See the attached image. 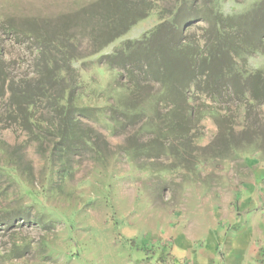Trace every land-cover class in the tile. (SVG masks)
I'll list each match as a JSON object with an SVG mask.
<instances>
[{
	"label": "rangeland",
	"instance_id": "rangeland-1",
	"mask_svg": "<svg viewBox=\"0 0 264 264\" xmlns=\"http://www.w3.org/2000/svg\"><path fill=\"white\" fill-rule=\"evenodd\" d=\"M98 1L0 0V59L6 62L7 86L14 81L16 94L22 92L38 78L40 58L34 40L21 26L12 28V21L56 22ZM261 1L217 0L216 8L238 16ZM154 2L149 16L126 34L98 54L71 62L60 88L31 108L33 134L16 120L14 92L0 98V217L12 211L23 215L0 225V264H192L198 258L178 260V251H204L220 257L217 264L239 250L264 264V104L198 97L194 156L182 167L171 158L134 160L126 150L133 130L118 107L126 82L121 84L122 72L101 58L170 19L174 0ZM77 23L70 33L85 50L92 42L91 26ZM205 26L193 30L196 39ZM242 64L247 72L264 74V50ZM61 88L68 90L64 98ZM70 92L79 136L90 142L75 154H62L53 136L52 106L65 104Z\"/></svg>",
	"mask_w": 264,
	"mask_h": 264
},
{
	"label": "trees",
	"instance_id": "trees-1",
	"mask_svg": "<svg viewBox=\"0 0 264 264\" xmlns=\"http://www.w3.org/2000/svg\"><path fill=\"white\" fill-rule=\"evenodd\" d=\"M216 1L174 0L169 20L140 40L124 41L114 53L101 58L104 64L122 72L121 84L126 82V93L118 107L133 130L126 150L134 160L171 158L176 167L187 164L194 156L193 106L198 97L212 101L229 99L241 105L264 104V74L247 72L242 67L248 57L264 50V0L252 11L238 16H225L216 8ZM154 7V0H99L56 22L25 20L20 25L12 21V28L21 26L23 34L35 42L40 55L38 78H31L23 85V91L16 94L14 81L7 86L6 62L0 59V98L14 92L16 120L20 119L24 129L33 134L35 118L31 108L50 99L49 94L57 86L60 88L61 76L71 69V62L84 54H98L147 18ZM77 22L91 26L92 42L85 50L70 33L72 28L79 27ZM202 23L206 24L204 35L196 39L193 30ZM32 83L37 87L32 88ZM59 92L64 98L68 90L61 88ZM52 108L53 136L58 139L60 153L75 154L88 148L90 141L79 136L75 125L74 94L70 92L65 104L55 103ZM113 120L122 124L118 117ZM3 146L0 143V150ZM137 166L143 170L150 168L141 163ZM21 219V211H12L0 217V225Z\"/></svg>",
	"mask_w": 264,
	"mask_h": 264
},
{
	"label": "crops",
	"instance_id": "crops-1",
	"mask_svg": "<svg viewBox=\"0 0 264 264\" xmlns=\"http://www.w3.org/2000/svg\"><path fill=\"white\" fill-rule=\"evenodd\" d=\"M195 254H197L198 258H196L195 261H192ZM234 255H236V260L233 262L231 258H233ZM234 255L233 253H231L230 255H225L224 259L221 262L217 261V264H256L254 260L255 255L249 251L239 250L236 251ZM176 258L178 260H190L192 261V264H216V260H218V258L219 260L221 259L216 255H212V257H209L204 251H200L197 253H191L190 251H178V254L176 253Z\"/></svg>",
	"mask_w": 264,
	"mask_h": 264
}]
</instances>
